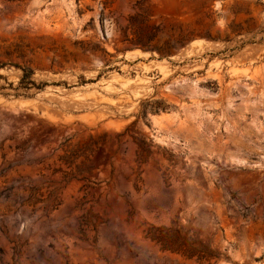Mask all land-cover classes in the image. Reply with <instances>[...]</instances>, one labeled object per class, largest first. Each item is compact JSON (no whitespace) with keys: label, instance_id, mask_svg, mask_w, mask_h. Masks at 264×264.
<instances>
[{"label":"rangeland","instance_id":"obj_1","mask_svg":"<svg viewBox=\"0 0 264 264\" xmlns=\"http://www.w3.org/2000/svg\"><path fill=\"white\" fill-rule=\"evenodd\" d=\"M152 227L264 264V0H0V264L208 262Z\"/></svg>","mask_w":264,"mask_h":264},{"label":"trees","instance_id":"obj_2","mask_svg":"<svg viewBox=\"0 0 264 264\" xmlns=\"http://www.w3.org/2000/svg\"><path fill=\"white\" fill-rule=\"evenodd\" d=\"M32 73L31 69L24 67L19 86L26 88L30 85L35 86L36 82L32 77ZM147 236L156 241L163 250L180 253L190 259L195 257L200 262L208 261L206 264H210V260L219 256L215 252L195 246L193 242L172 231H164L152 227L147 232Z\"/></svg>","mask_w":264,"mask_h":264}]
</instances>
